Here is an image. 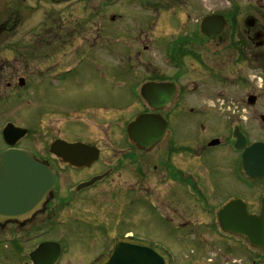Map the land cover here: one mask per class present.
<instances>
[{
    "label": "flooded vegetation",
    "instance_id": "1",
    "mask_svg": "<svg viewBox=\"0 0 264 264\" xmlns=\"http://www.w3.org/2000/svg\"><path fill=\"white\" fill-rule=\"evenodd\" d=\"M48 2L54 21L49 29L46 11L40 12V5H45L46 0H0V56L10 60L14 52L12 36L23 26L34 33L37 27L40 44L55 29L53 51L54 56H61L57 62L63 68L57 73L65 76L63 82L71 85L70 77L81 73L75 68L85 62L96 68L97 75L88 82L79 75L76 79L79 88L72 87L71 95L61 97L72 106L55 108L53 105L51 115L59 116L61 125L55 126L50 135L47 129L44 136L49 138L45 144L40 141L39 146L19 145L30 138L29 132L15 146L54 169L55 187L50 199L30 218L0 220V264H20V261L36 264L34 260H50V251L46 258L31 255L48 242L61 246V256L55 264H71L69 260L84 259L93 248L101 247L89 263L97 264L109 255L114 241L124 237L147 240L165 248L171 264H180L178 256L165 242L119 232L125 224H134L136 228L142 220L154 228L155 234L169 235L174 244L192 249L185 256L184 264H264V250L226 231L220 219V212L233 201H240L232 209L235 215L260 216L263 212L264 0H219L216 9L202 12L192 28H189L187 12L190 0H128L126 3L138 5L150 2L154 7H146L151 9L153 21L146 23L132 18L137 32L128 35H132L133 44H129L130 49L119 50L108 48L111 34L107 28L110 20L120 23L127 17L111 14L107 10L109 0ZM79 3L94 15L86 18L88 24L97 22L96 31L75 42L77 25L72 27L76 20L72 14H76ZM177 9L182 12L178 13ZM34 10L41 14L37 22L30 13ZM210 15H221L226 21L213 29L216 34L212 36L202 29L204 19ZM166 19L173 26L176 20V30L157 33L159 22ZM158 47L163 51L162 66L166 68L159 67L155 58L153 51ZM48 55L40 50L37 57L44 59ZM189 57L199 63L204 78L209 73L244 90L231 103L229 115L219 112L213 98L191 99L187 84L182 88L181 69ZM41 63V68H46L44 60ZM174 65L181 71L175 75ZM105 72L120 77L128 72L135 81H113L111 87L105 81ZM3 74L11 77L10 72ZM25 79L19 77L18 84L23 88L36 87L35 80L31 82L28 78L26 83ZM148 84L151 102L143 95V87ZM1 87L4 91L0 93L4 95L0 99L8 103L12 96L8 91L16 85L7 80ZM57 90L55 98L60 100L63 89ZM99 93L112 95L98 96ZM127 114L130 119H126ZM142 114L160 116L166 122L162 139L150 148L132 143L127 133L129 123ZM0 119L2 135L12 118ZM68 126L75 132L73 135L67 133ZM45 128L43 121L41 131ZM238 132L245 138L244 148L237 146L239 137L235 134ZM58 140L88 146L83 152L71 154L77 165L51 151L52 144ZM104 140L107 144H103ZM3 144L0 154L14 148L4 140Z\"/></svg>",
    "mask_w": 264,
    "mask_h": 264
},
{
    "label": "rangeland",
    "instance_id": "2",
    "mask_svg": "<svg viewBox=\"0 0 264 264\" xmlns=\"http://www.w3.org/2000/svg\"><path fill=\"white\" fill-rule=\"evenodd\" d=\"M98 1L100 0H94ZM128 0H111L109 1L110 5H108L109 12L111 14H115L116 16L120 15H126L127 19L122 22H113L110 20L109 22V28H107V32L111 35L109 36V42L107 43V46L109 49L112 50H119V49H130L131 47L129 44H133L132 41V35H128L134 32L135 29L132 26L131 19L132 18H139L143 19L146 23H152V16H151V9L146 7H154L153 5L149 3L143 5L137 4V3H126ZM149 1V0H142ZM217 1L219 0H190L189 5L187 6V12L190 15V26L189 28H192L194 25V22L196 21L197 17L202 13L210 12L216 9L215 6H217ZM114 3V4H112ZM226 5L224 4L225 7ZM51 5L46 0V4L40 5V12L46 11V22L47 28L49 29L50 25L53 24L54 21L51 17ZM96 9V8H95ZM178 13H181V9ZM174 11V10H172ZM40 12L37 10H34V12H30L31 15H34L35 22L39 20L41 17ZM96 16L99 15L97 11H95ZM76 20L73 22L72 27L74 24L77 25V29L75 32V42L80 41L82 37L84 38L85 34L92 33L96 31V22L93 25L88 24V20L86 19L88 16H94L93 14H89L88 11L83 9L82 4H77L76 8V14H72ZM186 15V14H185ZM154 16V15H153ZM184 19H186V16H184ZM53 21V22H52ZM175 25H170L168 23V20H162L159 22L157 33L161 31L166 32H172L176 30V20ZM93 22V21H90ZM36 24V23H35ZM56 24V23H55ZM94 26V27H93ZM63 27V25H62ZM93 27V28H91ZM124 27V29H122ZM187 27V25H186ZM34 32L27 30L26 26H23L18 32L12 36V40L14 42V52L10 55V60L5 61L4 55L0 56V82L1 86L5 85V82L7 80H11L15 83L16 87L14 90H9L8 92L12 94L10 101L8 100V103H5L0 99V117L2 118H12L11 121L22 127H28L31 131V136L29 139L23 140L19 145L22 146H32L34 144L39 146V142L41 141V144H45L48 135H50V131H54L55 126L58 127L61 124H59L58 117L56 115H51V113L54 112L53 107H62L64 105L65 107L72 106V103L67 102L64 99H61L64 95H71L69 94V91L72 87L75 89H78L76 86V79L80 75L82 79H86L85 81H89L96 77V68L93 67L92 64L85 62L81 64L79 67L75 68L76 70H80L81 73L79 75H72L71 80H73L72 84H68L63 82V74H59V69H62V64L58 63V60H61V56L57 55L54 56V51L56 48L55 41V29H52L50 34L45 36L46 42L43 44H40L41 42L37 39V27H34ZM59 31V28H58ZM154 32V31H153ZM178 32V31H177ZM153 35V33H151ZM20 49H16V48ZM83 48V47H81ZM16 49V50H15ZM161 48H155L153 51L155 53V58L157 59L159 67L166 68L162 62L164 60L163 51L160 50ZM194 49V46H193ZM41 50V53H49L47 57H44V59H39L38 54ZM15 51H18L15 53ZM74 55V52H71ZM42 60H44V64L46 65V68L42 69ZM57 62V63H56ZM65 62V61H64ZM56 63V64H55ZM63 63V62H62ZM55 64V65H54ZM161 65V66H160ZM184 67L178 70L177 66L174 65L173 67V74L176 73H182V77L180 79V84L183 88L184 85L187 84L188 89H186L189 93V97L192 98H200L204 97V100H208L210 97L213 98L214 105L219 107V112L229 115L232 111V102L235 101V97L239 95L240 92L244 93V90L240 89L239 87H236L228 82H224V78H213V76H210L209 73H207V76L205 78L203 77L202 69L199 66V63L196 61L194 57H189L184 60ZM4 67H9V69H4ZM39 67L41 68L39 71ZM178 70V72H177ZM5 71L11 73V77H7L5 74ZM55 72V73H53ZM46 73V74H45ZM107 77H105V81L109 83V85L113 86V81H128V82H134V78H130L127 73H125L123 76H113L112 73L105 72ZM56 74V75H55ZM56 76V77H55ZM6 77L7 80H4ZM19 77H25L35 80L37 84L35 88H28L21 87L18 84ZM117 77V78H113ZM119 77V78H118ZM62 78V79H61ZM27 79L26 83H27ZM223 80V81H222ZM230 79H228L229 81ZM129 85V84H128ZM127 85V86H128ZM0 86V91H4L3 88ZM97 87V86H96ZM62 88L63 91H61V94H59L60 100L55 98V92L57 90ZM68 91V92H67ZM4 94L0 93V96ZM79 95H85V94H79ZM111 93H99L98 96H108L111 97ZM58 96V94H57ZM54 105V106H53ZM7 110L8 112H3ZM58 109H56L57 111ZM10 113V114H8ZM5 116V117H3ZM64 118V117H62ZM131 116L129 114L126 115V119H130ZM66 119V118H64ZM43 121L46 124V130L42 132L43 129ZM3 122L0 119V127L2 126ZM71 125V123H70ZM49 130L47 131V129ZM223 128V126H222ZM40 131L42 132L40 134ZM49 132L47 136H44L45 132ZM66 131L69 134H74L75 132L71 129L70 126L66 127ZM255 130L254 132H256ZM78 132V131H76ZM255 135V134H254ZM43 137V139L39 140V137ZM254 137V136H253ZM258 137V136H257ZM3 137L0 132V147H2L3 144ZM103 144H107V140L102 141ZM124 144H126V140H122ZM107 146V145H106ZM121 149H124V147H120ZM127 149V148H126ZM116 153H113V155ZM138 226L136 228L134 227V224H125L123 228L119 230V232H131L132 234L136 235H142L145 236L148 239L153 240H161L165 242L168 246L171 247V251L178 256V260L180 261V264H184L185 256L190 255L192 252V249L190 247L185 245L174 244V239L169 236L165 235L161 236L160 234H155L154 228L148 224V222L142 220L141 222H137ZM241 246V243H239ZM239 246V247H240ZM245 249V248H244ZM101 250V247H95L92 249L91 253H87L86 258L77 259V260H69L71 264H89L90 259L92 256L95 255L98 251ZM73 256V255H72ZM20 264H24L23 261H20ZM66 262V260L64 261ZM67 264V263H66Z\"/></svg>",
    "mask_w": 264,
    "mask_h": 264
},
{
    "label": "water",
    "instance_id": "3",
    "mask_svg": "<svg viewBox=\"0 0 264 264\" xmlns=\"http://www.w3.org/2000/svg\"><path fill=\"white\" fill-rule=\"evenodd\" d=\"M224 23L226 21L223 16L210 15L204 19L202 29L212 36L216 34L213 29ZM149 89L150 85H145L143 95L151 102ZM165 129L166 122L162 117L142 114L128 125L127 132L132 143L150 148L162 139ZM27 134V129L17 127L13 123L7 124L3 129L4 140L11 146L16 145ZM235 135L239 137L237 146L244 148L245 138L240 132ZM85 147L88 146L83 143L72 144L58 140L52 144L51 151L62 157L64 161L77 165V160L70 157L75 152H83ZM96 156L97 153L93 156L94 160ZM245 156L246 151L244 159ZM54 187L53 168L37 160L32 154L16 149L0 154V220L24 221L30 218L50 199ZM237 204H240V201L230 202L220 212L223 228L228 232L245 237L253 247L264 250V199L262 200L263 212L260 216L235 215L232 209H235ZM53 244H42L32 253V257L46 258L48 251L52 254L57 253L58 246L53 247ZM35 261L36 264H42L44 260ZM100 264H170V260L161 248L149 242L120 238L115 240L110 255Z\"/></svg>",
    "mask_w": 264,
    "mask_h": 264
}]
</instances>
